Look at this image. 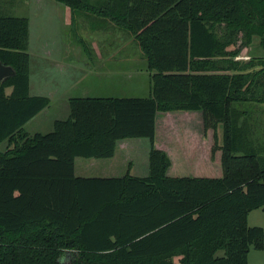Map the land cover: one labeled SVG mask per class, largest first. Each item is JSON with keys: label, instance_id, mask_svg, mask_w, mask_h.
<instances>
[{"label": "trees", "instance_id": "trees-1", "mask_svg": "<svg viewBox=\"0 0 264 264\" xmlns=\"http://www.w3.org/2000/svg\"><path fill=\"white\" fill-rule=\"evenodd\" d=\"M56 1L71 24L82 12L128 32L150 93L73 95L67 116L28 133L50 98L29 93L28 16L0 14V60L14 69L0 79V264H247L250 246L264 250V225L247 224L264 205V125L252 112L264 105V0ZM255 38L260 52L237 57ZM175 110L212 128L220 175L167 173L156 116ZM126 137L147 139L145 175L75 174L76 156H112Z\"/></svg>", "mask_w": 264, "mask_h": 264}, {"label": "rangeland", "instance_id": "rangeland-1", "mask_svg": "<svg viewBox=\"0 0 264 264\" xmlns=\"http://www.w3.org/2000/svg\"><path fill=\"white\" fill-rule=\"evenodd\" d=\"M6 13L25 15L29 18L30 35L27 51L30 54L29 67L31 69V90L43 94H47V92L51 93L52 91V97L50 104L33 117L34 119L27 126V130L31 132L35 130L46 132L52 128L53 120L55 118L65 117L68 114L69 109L68 102L66 103L65 100L66 96H61L60 93L68 94L70 92L72 95H80L82 94V88H84L82 91L87 95H98L102 92L99 89H92L90 85H88L93 82L94 72L90 73L87 71L83 73V70L86 71L87 69H91L92 71L93 64L90 59L82 57L80 54L73 55V53H71L72 49L69 48L67 43L62 44L65 41L75 40V34L77 32L81 33L87 39L92 38L93 34L89 31L83 32L84 30L82 31L81 28H79L80 30H77L75 25L71 24L69 7L65 8L64 5L60 4L56 0H0V14ZM65 21L67 22L66 24ZM117 32L119 33L118 38L132 39L134 41V38L127 34L128 32H124L122 30H117ZM255 42L256 38L251 45L242 47L237 57L241 59H248L254 52H260V49L257 48V44ZM137 50L140 49L137 47ZM142 61H144V59ZM122 62L128 63V59ZM119 69L122 72L124 65H120ZM136 71H138V75L133 76L131 79L125 78L117 85L115 80H113V85H115L113 87H116V89L106 91L108 92L107 94H114L116 96L131 94L135 96L148 95L150 92L148 84H150L151 80V71L144 68L143 65H139L136 68ZM79 76H81V80L78 78ZM99 82L102 81L99 80ZM70 83H73L72 86L70 85V87L66 90H63L65 86ZM57 90L58 92H56ZM252 109L254 110L252 112L259 114V119L264 121L263 106H261L260 110L256 106L255 109ZM183 114H185V112L172 111V115L166 119L164 117L167 116V114L165 112H159L157 122L160 133L162 132L164 121L167 122L168 120L171 124L173 121L178 119L192 121L201 119V115L197 112L190 113V115L187 116H177ZM217 129V136L220 139V126ZM132 139H134L133 141L139 140V143H143V141L146 142V138L135 137ZM0 148H4L3 143L0 144ZM121 152H125V150L122 151L119 148L116 149V156L113 159L115 165L112 167V171H109L112 172L111 174L122 175L127 170H129L130 173L134 172V174L138 175H144L148 172V157L146 152H144L143 145L140 144L139 148L136 146L132 148L131 156L133 159L130 161H123V158L120 157ZM214 156L215 155L212 156V163L203 158V161L198 160L195 167L184 165L183 168L180 167L175 171L171 168L169 173L181 175H190L193 173V175L199 174L211 176L212 174H216L215 171L217 170V164H214ZM78 159L84 158L78 157ZM98 161L104 162L111 160L98 159ZM130 162L134 164L131 169L129 168V165H127V163L129 164ZM184 162L186 161H182V163ZM247 224L264 225V205L251 209L248 212ZM222 253L223 250L221 249L217 251V254ZM247 264H264V250L256 249L253 246H250L247 253Z\"/></svg>", "mask_w": 264, "mask_h": 264}, {"label": "crops", "instance_id": "crops-1", "mask_svg": "<svg viewBox=\"0 0 264 264\" xmlns=\"http://www.w3.org/2000/svg\"><path fill=\"white\" fill-rule=\"evenodd\" d=\"M66 7L68 6H65V8ZM71 15L72 13L70 11V21H71ZM74 18H75L76 29L78 30L79 28H81L82 31L84 30L83 32L89 31L90 33L93 34L92 38L87 39L81 33L77 32L75 34L76 35L75 40L65 41L62 44L67 43L69 48L72 49L71 53H73V55L80 54V56L86 57L90 59V61L92 62L93 64L92 71L91 69H87L86 71L83 70V73L87 71H89L90 73L94 72L93 82L89 83L88 85H90L92 89H95V90L99 89L102 91L100 92V94L96 96H116L114 94H107L108 92H106V91L116 89V87H113L115 86L113 85V80H115V83L117 85L119 84V82H121L125 78L131 79L133 76L138 75L137 74L138 71H136V68L139 65H143L144 68H147V61L145 57L143 56L141 49L139 48L137 42L133 41L132 39L118 38L119 33L117 32V29L111 27L112 23H110L109 20H106V19L104 20V18L95 16L92 14L88 16V14H85V13L82 14V12L75 13ZM66 21H65V24L67 23ZM29 35H30V27H29ZM79 37H83L85 40H80ZM31 38H32V35H31ZM137 47L140 50H137ZM126 59H128V63L122 62ZM143 59L144 61H142ZM120 65H124V69L122 72L119 69ZM123 72L124 73L127 72V73L124 74ZM29 73H31V69ZM81 76H79L78 78L80 79ZM99 80H101L102 82H99ZM72 84L73 83L66 85L63 90H66L68 87H70V85L72 86ZM149 87H150V84H148V88ZM31 89L32 87H31V76H30L29 93L30 94H43V93L33 91ZM83 89L84 88H82V90ZM82 90H81L82 94L80 95H83V96L87 95ZM6 91L9 92L10 87H7ZM56 92H58V90ZM44 95H47L50 98V102H51L52 91L51 93L47 92V94H44ZM60 95L66 96V99H65L66 103L68 102V98L73 96L72 94H70V92L68 94L60 93ZM255 106L258 107L259 110L261 109V106H263L264 108V105L262 104H256ZM255 106H252V108L255 109ZM173 112H185V114L177 115V116H187L193 112H197L200 114V112L198 111H187V110H182V111L175 110ZM165 113L167 114V116L164 117L166 119H168L172 115V111H167ZM33 117L30 118L23 125V127L28 133L39 131V130H35L31 132L27 130V126L34 119ZM157 120H158V115L156 116L155 144L157 147L165 150L167 154L170 156L171 164L169 166V169L167 170L168 174H170L169 170L171 168H173V170L175 171L180 167L183 168L184 165H188L189 167H195L198 160L203 161V158L205 160L207 159L208 162L210 163L212 162V159H211L212 128L209 127L207 129H204L201 119H196L193 121L186 120V119H178V120L173 121L171 124L170 122H168V120L167 122L164 121V126H162L161 133L158 130L159 125H158ZM259 123L264 125V121H260ZM220 129H221L220 133H222L221 126H220ZM259 136L263 137L264 135L259 134ZM132 138H135V137H126V138L119 139L117 141L114 154L109 157L98 158V157L91 156V157H83L84 159H78V157H82V156H76L74 160L75 174L83 175V176H119V175L111 174L112 172H109V171H112V167H114L115 165V162L113 161V159L116 156L117 148H119L122 151L125 150V152L120 153V157L123 158V161L125 162L127 160L130 161L133 159L131 156L132 148H134L135 146L139 148L140 144L144 146V152H146V155L148 154L147 139H146V142L143 141V143H139V140L133 141L134 139ZM140 138H143V137H140ZM218 140L221 141V135H220V139L218 138ZM98 159H107L111 161L101 162V161H98ZM182 161H186V162L182 163ZM147 164H148V161H147ZM127 165H129V168L131 169V167H133L132 165L134 164L130 162L129 164L127 163ZM216 168H217V170L215 171L216 174H212V175L218 176L220 175L221 171L219 172L220 169L218 166ZM195 173H199V172H195ZM131 174H134V172H131ZM134 175H138V174H134ZM171 175H181V174H171ZM190 175H193V173ZM196 175H199V174H196Z\"/></svg>", "mask_w": 264, "mask_h": 264}, {"label": "water", "instance_id": "water-1", "mask_svg": "<svg viewBox=\"0 0 264 264\" xmlns=\"http://www.w3.org/2000/svg\"><path fill=\"white\" fill-rule=\"evenodd\" d=\"M14 72V69L9 64H4L0 60V79L4 78L5 76H8Z\"/></svg>", "mask_w": 264, "mask_h": 264}]
</instances>
